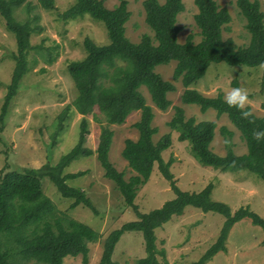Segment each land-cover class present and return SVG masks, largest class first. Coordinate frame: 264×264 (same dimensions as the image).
Wrapping results in <instances>:
<instances>
[{
  "label": "trees",
  "instance_id": "obj_1",
  "mask_svg": "<svg viewBox=\"0 0 264 264\" xmlns=\"http://www.w3.org/2000/svg\"><path fill=\"white\" fill-rule=\"evenodd\" d=\"M21 1L0 0V14L6 28L13 32L17 46V51L13 54L15 64L11 80L6 86L1 106L0 123L3 122V114L9 101L17 93L21 76L27 70L26 55L31 47L29 35L34 30L28 21L20 22L13 15L14 7ZM37 2L45 10L55 8L54 0ZM193 3L197 8L193 18L200 34L197 42L193 41L192 35H188L182 43L177 40L180 26L176 23V17L184 9L182 0H143L144 21L153 35L151 37L144 33L136 43L131 42L124 34V24L130 15L126 0H119L112 8H107L102 0H74L59 13L63 20L86 14L101 21L106 28L108 42L96 44L85 37L84 56L67 64L75 96L57 114L49 146L54 144L55 136L62 130L63 121L71 109L82 115L75 144L53 164L45 160L39 167L0 171V264H25L29 261L36 264H63L64 257L79 254L84 263L87 261V243L97 240L99 233L86 223L58 211L43 192L42 178L51 181L63 197L72 198L70 208L83 204L96 214L97 209L84 190L65 182L85 171L62 173L63 168L73 159L93 153L103 169V176L114 182L124 203L137 216V219L122 223L106 235L97 264H115L112 259L115 245L121 235L128 231L140 232L146 253L137 258L134 264H161L157 255L163 256V251L156 248L155 229L180 216L187 205L225 217L217 240L193 264H200L212 253L222 249L228 228L241 218L262 226L264 231V219L248 206L230 213L225 203L212 200L209 197L211 183L197 192L179 189L168 170L172 157L166 161L161 157V152L167 150L172 143L170 134H163L156 142L152 140V135L156 132V127L151 125L153 113L139 88H146L157 108L166 109L171 103L167 92L174 90L175 86L170 80L163 79L155 71V66L175 60L172 79L180 80L184 86L180 94L181 101L195 103L202 111L211 107L216 110L217 115L225 113L239 130L246 144V152L235 154L231 150L229 139L225 140V154L213 152L209 144L213 138L215 121H196L192 116L185 118L183 109L178 105L173 106L174 114L168 121L169 127L179 128L178 138L189 139L194 152L204 164L220 168H246L264 180V139L257 142L253 137L254 132L264 131V115H255L248 105L241 110L235 106L230 107L221 92L206 96L196 89L188 88L201 77L209 63L218 61L232 66L262 64L264 79V13L260 10L258 0L235 1L249 33L248 42L237 45L231 38H223L221 34L223 25L230 21L225 6H218L215 0H193ZM233 85L237 86L235 81ZM95 107L106 124L100 127L96 146L91 149L84 145L88 134L85 115L92 114L100 122L101 119L94 111ZM134 110L140 111L139 118L133 123L137 137L125 138L120 151L134 173L124 178L123 172L117 170L108 157L113 134L109 125L122 123L127 114ZM241 111L250 112V117L243 118ZM2 126L3 124L0 130ZM222 130L231 135L223 127ZM155 162L162 174L170 180L175 197L166 200L158 208L141 213L134 202L136 190L149 179Z\"/></svg>",
  "mask_w": 264,
  "mask_h": 264
},
{
  "label": "rangeland",
  "instance_id": "obj_2",
  "mask_svg": "<svg viewBox=\"0 0 264 264\" xmlns=\"http://www.w3.org/2000/svg\"><path fill=\"white\" fill-rule=\"evenodd\" d=\"M74 0H54L55 8L45 10L37 0H22L14 7L13 15L20 22L28 21L34 28L29 35L31 47L26 60L27 70L21 76L17 93L9 101L3 114L0 130V171L22 167H39L45 160L53 164L61 154L72 147L78 137L81 114L71 109L63 121V128L55 136L50 147V134L57 123V114L62 107L75 96V88L68 72L67 64L71 60L81 59L85 52L83 39L90 38L96 44L108 42L107 32L101 21L88 15L63 20L59 13L64 11ZM107 8H112L119 0H102ZM164 0H159L163 2ZM236 0H215L218 6H225L230 21L222 27V37L231 38L235 44L248 42L249 33L245 28V19L239 12ZM264 13V0H258ZM130 15L124 24V34L131 42H138L146 33L151 37L152 30L144 21L143 0H126ZM184 9L178 13L176 23L180 26L177 40L184 42L188 35L193 41L200 39L199 29L194 22L197 11L193 0H182ZM264 24V16H263ZM17 46L13 32L5 26L0 14V113L6 86L11 80L15 64L13 54ZM175 60L155 66V71L165 80L173 82L175 88L167 92L170 105L161 110L157 108L144 86L140 91L145 101L151 106L153 117L151 125L156 127L152 140L156 142L163 134L169 133L171 145L161 152L163 161L172 157L168 167L175 184L181 190L197 192L211 183L209 197L225 203L233 213L242 206L264 219V180L255 172L246 168H220L200 161L194 152L190 140L179 139V128L169 127L168 121L174 114V105L183 109L184 117H194L196 121L213 120L216 125L210 149L223 155L226 153L225 140L229 139L231 150L235 154L246 152V144L239 130L230 122L225 113L216 114L209 107L200 110L195 103L181 101L184 88L180 80L172 79ZM263 65L232 66L224 61L211 62L204 73L188 88H193L206 96L221 92L226 98L233 88H241L247 93L251 111L258 116L264 115V79ZM236 82L237 86L233 85ZM248 95L250 97L248 98ZM244 105V106H245ZM94 111L101 121H96L92 114L85 115L88 134L84 145L94 149L100 127L105 125L103 116L95 107ZM140 111H131L120 124H110L113 131L108 157L114 167L128 178L134 171L128 166L120 151L125 138L135 139L137 130L133 123L139 118ZM231 132L229 136L222 130ZM85 173L65 180L66 184L81 188L91 199L97 213L83 204L70 208L72 198L63 197L51 181L42 178L43 192L54 203L58 211L91 226L99 233V238L88 242L87 261L82 256H66L63 264H97L99 262L103 240L113 229L122 223L137 219L132 208L126 205L114 182L103 176L95 153L79 156L63 168L62 173ZM175 197V192L155 162L149 179L138 186L134 202L141 213H147L160 207L166 200ZM225 217L213 211H202L191 205L184 212L155 229L156 248L163 251L157 255L161 264H193L220 235ZM223 248L215 251L200 264H263L264 231L262 226L252 223L247 218L233 222L227 230ZM143 239L140 232L128 231L121 235L115 245L112 259L115 264H134L137 258L145 256ZM25 264H36L29 261Z\"/></svg>",
  "mask_w": 264,
  "mask_h": 264
},
{
  "label": "clouds",
  "instance_id": "obj_3",
  "mask_svg": "<svg viewBox=\"0 0 264 264\" xmlns=\"http://www.w3.org/2000/svg\"><path fill=\"white\" fill-rule=\"evenodd\" d=\"M225 99L226 103L230 107L235 106L238 110H241L244 108V105L247 101V93L241 88H233L230 92H228ZM240 115L243 118H249L251 114L248 111H241ZM253 137L257 142H260L262 139H264V131L254 132Z\"/></svg>",
  "mask_w": 264,
  "mask_h": 264
}]
</instances>
